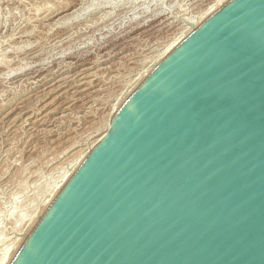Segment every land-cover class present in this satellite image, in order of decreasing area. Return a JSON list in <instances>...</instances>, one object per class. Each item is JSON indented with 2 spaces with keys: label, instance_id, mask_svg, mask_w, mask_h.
I'll use <instances>...</instances> for the list:
<instances>
[{
  "label": "water",
  "instance_id": "1",
  "mask_svg": "<svg viewBox=\"0 0 264 264\" xmlns=\"http://www.w3.org/2000/svg\"><path fill=\"white\" fill-rule=\"evenodd\" d=\"M11 264H264V0L138 86Z\"/></svg>",
  "mask_w": 264,
  "mask_h": 264
},
{
  "label": "rangeland",
  "instance_id": "2",
  "mask_svg": "<svg viewBox=\"0 0 264 264\" xmlns=\"http://www.w3.org/2000/svg\"><path fill=\"white\" fill-rule=\"evenodd\" d=\"M213 1L0 0V257L133 79Z\"/></svg>",
  "mask_w": 264,
  "mask_h": 264
},
{
  "label": "bare ground",
  "instance_id": "3",
  "mask_svg": "<svg viewBox=\"0 0 264 264\" xmlns=\"http://www.w3.org/2000/svg\"><path fill=\"white\" fill-rule=\"evenodd\" d=\"M229 1L231 0H214L206 9V11L198 16V17H193L191 19L188 20V22L186 23L185 26H183V28L176 33L175 36H173V41L171 39V43L166 46L167 49L163 50L161 52H159L157 54V56L155 58H153V56H151L150 59H152L148 65V67H144L146 68L144 71L142 70L141 73L139 71V75L133 79V81L131 82V84L128 86V89L121 95L122 97H119L118 101L115 102L114 105H112L111 108V112H110V116L108 118V120L105 123L104 127H101L103 129H101V131L99 133H96V135L94 136L95 138L93 140H91V142L88 144V146L86 148H82L79 150L78 154H76L70 163H68V165H64L65 169L63 170V174H62V178L60 180V182L58 183L57 187L55 188V190L52 192V195L50 196V198L48 199L47 203L45 204V206L43 207L44 209H42L40 215L32 220L33 222L30 225V228H28L29 230H27V234H25V236L20 240V242H17L18 245L15 247L13 246V243L9 244L7 247L4 248L3 252H1V257H0V264H11L14 260V258L16 257V255L18 254V252L20 251V249L22 248V246L24 245V243L26 242V240L28 239V237L30 236V234L33 232L34 228L36 227V225L38 224V222L40 221V219L42 218V216L44 215V213L46 212L47 208H49V206L52 204V202L55 200V198L57 197V195L59 194V192L64 188V186L67 184V182L72 178V176L75 174V172L78 170V168H80V166L83 164V162L86 160V158L89 156V154L92 152V150L98 145V143L101 141V139L106 135V133L108 132L112 119L115 117V115L117 114V112L120 110V108L123 106V104L126 102V100L131 96V94L138 88V86L176 49L178 48L199 26H201L206 20H208L213 14H215L218 10H220L224 5H226ZM57 12V11H56ZM60 21V20H59ZM59 24V23H58ZM145 26V25H144ZM170 26V25H169ZM55 27V26H54ZM146 32V31H145ZM155 41V40H154ZM153 42V41H152ZM159 44V43H158ZM70 52V51H69ZM132 55V54H131ZM146 55V54H145ZM149 58V57H148ZM149 59V60H150ZM144 60V59H143ZM87 63V62H86ZM89 67V66H88ZM32 69V68H31ZM45 69V68H44ZM91 69V68H90ZM89 69H85L83 71V73H81L80 77L82 76L83 78H86V73L88 72ZM91 71V70H89ZM90 74V73H89ZM94 74V73H93ZM135 74V73H134ZM56 75V74H55ZM71 75V74H70ZM78 75V74H77ZM88 75V74H87ZM92 75V74H91ZM63 76V75H62ZM68 76V75H67ZM66 76V77H67ZM76 76V75H75ZM73 76V77H75ZM90 76V75H89ZM95 76V75H94ZM69 77V76H68ZM71 77V76H70ZM70 77L68 79H70ZM96 77V76H95ZM65 78V76H64ZM76 78V77H75ZM46 79V78H45ZM62 79V78H61ZM60 79V80H61ZM79 79V78H78ZM63 80V79H62ZM77 80V79H76ZM80 80V79H79ZM89 80V79H88ZM92 80V79H90ZM65 81V80H64ZM68 81V80H67ZM66 81V82H67ZM72 81V80H71ZM85 81V80H84ZM59 82V81H58ZM78 82V81H77ZM81 82V81H80ZM87 82V81H86ZM91 82V81H90ZM62 83V82H61ZM60 83V84H61ZM84 83V82H83ZM71 84V83H70ZM89 84V83H88ZM97 84V83H96ZM64 85V84H63ZM53 86V85H52ZM60 87V85H58ZM70 86V85H69ZM78 86V84H77ZM91 86V85H90ZM98 86V85H97ZM58 87V88H59ZM88 87V86H87ZM120 87V86H119ZM57 88V87H56ZM54 88V89H56ZM71 88V87H70ZM76 88V86H75ZM74 88V90H75ZM94 88V87H93ZM83 89V88H82ZM51 90V89H50ZM62 90V89H61ZM65 90V89H63ZM67 90V88H66ZM65 90V91H66ZM72 90V89H71ZM81 90V89H80ZM93 90V89H92ZM101 90V89H100ZM99 90V91H100ZM49 91V90H48ZM60 91V90H59ZM68 91V90H67ZM78 91V90H77ZM75 91V92H77ZM90 91V90H89ZM95 91V90H94ZM44 92V91H43ZM70 92V91H69ZM88 92V91H87ZM92 92V91H91ZM98 92V91H97ZM96 92V93H97ZM102 92V91H101ZM46 93V92H45ZM63 93V92H62ZM85 93V92H84ZM48 94V92H47ZM47 94H45L46 96H48ZM83 94V93H82ZM95 94V93H94ZM62 95V94H61ZM90 95V94H89ZM88 95V96H89ZM65 96V95H64ZM73 96V95H72ZM85 96V95H84ZM59 97V96H58ZM63 97V96H62ZM79 97H82L79 95ZM41 98V97H40ZM56 98V97H55ZM73 98V97H72ZM93 98V97H92ZM91 98V99H92ZM81 100V99H80ZM97 100V99H96ZM52 102V101H51ZM72 102V101H71ZM87 102V101H86ZM93 102V99H92ZM32 104V103H31ZM52 104V103H51ZM88 106V105H87ZM92 106V105H91ZM25 107V106H24ZM23 107V108H24ZM98 109V108H97ZM27 110V108H26ZM24 111V110H23ZM22 111V112H23ZM53 111V110H52ZM55 111V110H54ZM36 113V112H35ZM43 113V111H42ZM47 114V113H46ZM32 115V114H31ZM36 117V116H35ZM38 119V118H37ZM46 119V118H45ZM81 120V119H80ZM26 121V120H25ZM39 121V120H38ZM41 121V120H40ZM39 121V122H40ZM45 121V120H44ZM34 127V126H33ZM34 129V128H32ZM100 130V129H99ZM48 133V132H47ZM35 134V133H34ZM60 135V134H59ZM89 137V136H88ZM69 151V150H68ZM70 160V159H68ZM66 164V162H65ZM18 240V241H19ZM11 249V251H10ZM10 251V252H9Z\"/></svg>",
  "mask_w": 264,
  "mask_h": 264
}]
</instances>
